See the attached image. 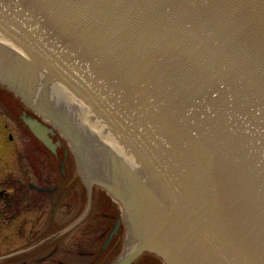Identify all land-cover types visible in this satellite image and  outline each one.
<instances>
[{
  "label": "water",
  "instance_id": "1",
  "mask_svg": "<svg viewBox=\"0 0 264 264\" xmlns=\"http://www.w3.org/2000/svg\"><path fill=\"white\" fill-rule=\"evenodd\" d=\"M0 83L74 157L63 233L99 186L126 230L110 264H264V0H0Z\"/></svg>",
  "mask_w": 264,
  "mask_h": 264
},
{
  "label": "flooded vegetation",
  "instance_id": "2",
  "mask_svg": "<svg viewBox=\"0 0 264 264\" xmlns=\"http://www.w3.org/2000/svg\"><path fill=\"white\" fill-rule=\"evenodd\" d=\"M23 116H32L42 121L7 87L0 84V245L7 244V249L0 253V264H65L62 257L56 256L59 252L57 247L46 250L44 246L47 241L44 242L41 237L49 236L50 240L55 241L63 237V229L54 232L51 230L52 227L62 225L60 215L64 196L62 178H66L63 166L69 158L70 164L75 166L74 157L66 142L55 130L50 135L56 144V151L55 153L49 151L23 123ZM56 167L59 176L52 171ZM71 175L78 176L82 184L77 171ZM48 192L50 196H47ZM83 192L86 196L84 204L86 206L88 200L84 187ZM48 200L52 202L49 204ZM99 200L103 203L99 204ZM89 202V211L97 204L100 209L103 208L105 224L101 236L104 242L112 229L116 230L104 249L101 247L96 254L81 251L78 259L82 256L85 259L91 257L86 264H109L115 259L116 254L112 255L111 259L101 260L112 243L117 242L115 247L120 248L123 245L125 235L123 212L119 204L113 201L105 190L98 187L93 188ZM41 223L48 226V229H40L36 233L31 231ZM2 239L5 240L4 243H1ZM144 256L163 264L158 257L149 253H143L132 264Z\"/></svg>",
  "mask_w": 264,
  "mask_h": 264
},
{
  "label": "rangeland",
  "instance_id": "3",
  "mask_svg": "<svg viewBox=\"0 0 264 264\" xmlns=\"http://www.w3.org/2000/svg\"><path fill=\"white\" fill-rule=\"evenodd\" d=\"M63 170L66 175V178H62V188L64 192V196L61 202L63 204L62 208L60 209L62 225L52 227V232L58 231L59 229L61 230L71 224L81 214L85 207L84 204L86 202V196L83 192V187L79 182L78 176L71 175L72 172H78V169L77 167L70 164V158L68 159V161H66L65 165L63 166ZM52 171H54V173L59 176V171L57 170V167L53 168ZM47 196H50L49 192L47 193ZM51 202L52 201L50 200L49 204ZM100 202L103 203L102 200H99V204ZM82 205L84 206L82 207ZM103 212L104 211L102 207L100 209L98 204L97 206L95 205L93 209H91V211L87 213V216L85 217L84 221L77 225L75 228L64 233L61 240H50L49 236H42L41 240H44V242L47 241L44 247L46 248V250H52L54 249V247H57V250L59 252L56 256L62 257V261L65 264H86L89 260H91V257L90 259H85L84 256H82L78 259L79 252H94L96 254L101 249V247H103L102 245L104 240L103 236H101L105 224V218L102 215ZM44 228L48 229V226L41 223L38 224L35 228L31 229V231L36 233L38 230ZM3 232L6 231L3 230ZM4 242L5 240L2 239L1 243ZM41 244L42 243H40V245ZM116 244L117 242L112 243L111 247H108L106 254L103 256L101 261L107 260L108 258H113L112 255L114 254H116L115 258H118L120 256L123 251V247H115ZM6 247V243L1 244L0 253L4 249H7ZM134 264H159V261L151 257L144 256Z\"/></svg>",
  "mask_w": 264,
  "mask_h": 264
}]
</instances>
